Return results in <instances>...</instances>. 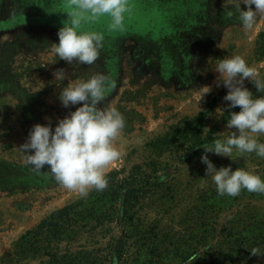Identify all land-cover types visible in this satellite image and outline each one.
<instances>
[{
    "label": "rangeland",
    "instance_id": "obj_1",
    "mask_svg": "<svg viewBox=\"0 0 264 264\" xmlns=\"http://www.w3.org/2000/svg\"><path fill=\"white\" fill-rule=\"evenodd\" d=\"M231 5L128 0L121 28L111 30L108 15L82 20L78 31L102 33L103 47L94 64L69 65L53 51L74 10L69 0H0V264H113L114 257L116 264H264V194L218 195L201 162L202 145L226 140L235 131L227 128L230 111H240L227 108L228 90L216 86L217 63L239 55L264 79V17L246 32ZM61 68L68 79L55 80ZM98 73L117 85L99 107L124 117L115 142L121 158L106 170L104 191L81 197L47 165L26 164L19 147L34 125L54 131L82 106L62 105L68 83ZM203 86L212 90L201 99ZM244 86L254 99L264 96L251 81ZM158 138L167 143L153 147ZM257 139L264 143V134ZM206 154L217 170L242 168L264 180V157L254 152ZM67 206L74 210L55 232L38 228Z\"/></svg>",
    "mask_w": 264,
    "mask_h": 264
},
{
    "label": "clouds",
    "instance_id": "obj_2",
    "mask_svg": "<svg viewBox=\"0 0 264 264\" xmlns=\"http://www.w3.org/2000/svg\"><path fill=\"white\" fill-rule=\"evenodd\" d=\"M242 3L247 10L241 9ZM69 4L74 10L68 13L69 19L60 28L59 43L53 44V51L69 65L73 61L92 65L99 58L104 36L97 32H79L82 20L108 15L111 17L109 28H121L128 0H69ZM231 6L239 13L246 32L253 30L258 17H264V0H232ZM233 14L231 10L226 13L228 18ZM215 71L219 73L216 86L223 85L228 90L223 97L230 102L227 108L239 107L240 111H230L227 128L235 131H230L226 140L216 139L212 145H202L205 154L201 156V162L207 165L206 174L212 177L218 195L237 197L242 189L264 194V180L260 176L242 168L233 171L230 166L217 170L206 154L212 152L232 157L236 149L241 154L254 152L264 157V143L257 139L264 134V96L254 99L253 93L244 86L245 80H249L257 91H264V79L258 78L257 70L239 55L221 59ZM53 75L58 81L68 79L63 68L57 69ZM116 86L114 80L102 73L87 81L68 83L59 94L62 105L65 108L82 106L60 119L54 131L50 123L34 125L27 142L19 147L25 153V163L37 171L47 165L58 184L81 197H86L91 190L104 191L108 187L106 170L121 158L115 142L125 120L115 107L102 108L99 105ZM200 90L202 99L212 89L203 86ZM160 179L163 181L166 177L161 174ZM250 254L259 256L260 250L252 248ZM113 264H116L115 257Z\"/></svg>",
    "mask_w": 264,
    "mask_h": 264
},
{
    "label": "trees",
    "instance_id": "obj_3",
    "mask_svg": "<svg viewBox=\"0 0 264 264\" xmlns=\"http://www.w3.org/2000/svg\"><path fill=\"white\" fill-rule=\"evenodd\" d=\"M207 112H204L203 114H201L196 121L199 122H204L205 117H206ZM162 143H167V139H161L158 138L156 139L153 143L152 146L158 148ZM202 142H199L197 145H199ZM107 178V177H106ZM73 207L72 206H67L64 207L62 209H60L57 212L52 213L51 215H49L46 219H44L40 224L38 228H43L46 227V230L49 231V233L51 232H55L57 229H55L58 226V222L57 221H61V219L63 217H66L71 211H73ZM67 218V217H66ZM31 232H27L26 236L29 235ZM22 238H25L22 237ZM69 264H73V262H68Z\"/></svg>",
    "mask_w": 264,
    "mask_h": 264
}]
</instances>
